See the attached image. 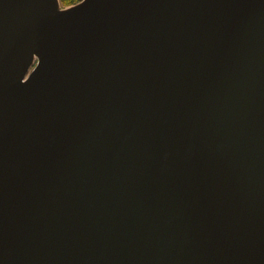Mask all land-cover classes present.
<instances>
[{
    "label": "water",
    "instance_id": "obj_1",
    "mask_svg": "<svg viewBox=\"0 0 264 264\" xmlns=\"http://www.w3.org/2000/svg\"><path fill=\"white\" fill-rule=\"evenodd\" d=\"M0 264H264V0H0Z\"/></svg>",
    "mask_w": 264,
    "mask_h": 264
},
{
    "label": "trees",
    "instance_id": "obj_2",
    "mask_svg": "<svg viewBox=\"0 0 264 264\" xmlns=\"http://www.w3.org/2000/svg\"><path fill=\"white\" fill-rule=\"evenodd\" d=\"M77 1H80V0H61V3L63 5H68V4H72V3H75Z\"/></svg>",
    "mask_w": 264,
    "mask_h": 264
},
{
    "label": "rangeland",
    "instance_id": "obj_3",
    "mask_svg": "<svg viewBox=\"0 0 264 264\" xmlns=\"http://www.w3.org/2000/svg\"><path fill=\"white\" fill-rule=\"evenodd\" d=\"M78 2V1H77ZM76 3V2H75ZM62 4V3H61ZM73 4V3H72ZM63 5V4H62ZM68 5H70V4H68ZM65 6V5H64ZM36 62H37V59H34L33 61H32V63L30 64V66H29V69H28V72H30L31 70H32V68L36 65Z\"/></svg>",
    "mask_w": 264,
    "mask_h": 264
}]
</instances>
